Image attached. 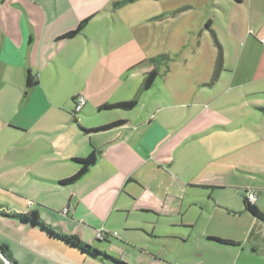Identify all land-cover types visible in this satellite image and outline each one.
Here are the masks:
<instances>
[{
	"label": "crops",
	"instance_id": "0c3cea01",
	"mask_svg": "<svg viewBox=\"0 0 264 264\" xmlns=\"http://www.w3.org/2000/svg\"><path fill=\"white\" fill-rule=\"evenodd\" d=\"M114 1L0 0V158L13 163L9 155L1 157L3 137L35 128L40 139L78 135V142L89 144L82 154L74 144L68 154L56 150L39 159L33 179H21L25 199L39 209L29 204L14 212L36 210L56 231L92 241L100 251L104 243L107 254L127 255L131 264H172L171 249L179 253L195 228L198 264H216L215 258L217 264H264V222L245 207L252 189L253 205L264 213V0H211L215 19H207L204 30L203 19L185 23L192 36L199 33L192 56L183 61L185 70L172 71L177 62L170 61L145 91L139 87L153 65L136 38H124L131 22H123ZM182 4L175 16L185 20L201 5ZM86 18L81 33L59 38ZM207 32L218 51L202 60ZM219 51L222 67L215 76ZM28 73L37 82L30 89ZM79 96L85 98L81 120L119 110H99L102 104L133 97L138 102L120 110L123 115L111 113L87 125L70 113ZM117 120L123 122L106 130L83 129ZM92 149L100 152L88 171L60 184L77 172L74 158ZM20 154L24 160L26 151ZM68 157L71 167H61L60 158ZM210 223L221 228L213 232L205 226ZM100 228L119 233L97 239ZM0 243L15 264H111L38 225L1 215Z\"/></svg>",
	"mask_w": 264,
	"mask_h": 264
},
{
	"label": "rangeland",
	"instance_id": "374dc122",
	"mask_svg": "<svg viewBox=\"0 0 264 264\" xmlns=\"http://www.w3.org/2000/svg\"><path fill=\"white\" fill-rule=\"evenodd\" d=\"M192 1L193 0H188L189 3ZM181 2L183 3V0H136L132 3L122 5V10H120V12L122 11L123 22L125 24L128 22V25L131 22L129 26H126L128 31L125 33L124 38H136V40L142 47L143 53L146 55L145 58H149L158 53L168 54L172 58L171 63H173L174 61L177 62L176 66L174 65V67H172V71L185 70L183 61L185 58H190L192 56V49L196 45V41L198 39L199 33H195L192 36V34L186 31L185 23H192L196 25L197 21L201 22L203 19L204 23L202 25V29L204 30V27L207 24V19H215V14H213L212 12L211 0H198V2L201 3L200 7L196 10V12L194 10H191L190 15L186 20L181 17H176L175 11L177 9H180L183 5ZM133 21L134 23H137L133 25ZM212 41L213 40L210 32L203 34L199 53L202 60L211 55V53H213V49H215V52L218 51V48L216 46L215 48H213L214 46L211 43ZM141 85L142 83L139 87L140 90ZM73 109L70 111L71 115L75 116L77 114L76 119L87 125L102 122L106 117L110 116L111 113L115 115L120 113V115H123L120 112V110L122 109H119L109 112H101L100 114L96 115L92 114L89 118L81 120L80 118L82 117V114L78 113V111L75 115H73ZM136 111H138V108ZM104 125L106 124L94 127L92 126L90 128H96ZM83 129L86 130L89 128L83 127ZM35 130L36 128L30 129L24 134H13V132L11 133V136H9V134L8 136L1 139L4 144L1 148V157L9 155L11 156L13 163L11 164L10 162H3L2 158H0V205H3L5 209L12 212H14L15 207L28 208V205L32 204L31 201L25 199L26 183L24 181H21V179L29 181L33 179V176H35V174L39 172V167L41 166L39 159L46 158L48 154H52V152L56 150H59L62 154H68L72 152V150H74V144L77 145L76 152L82 154L83 148L86 147V145H89L86 141H84L83 143L78 142V139L83 137L78 135H76L73 139H40L36 137ZM87 136L89 137L91 135ZM57 144H60L59 149H55V146ZM20 151H22V153L26 151L27 153L26 158L21 161L19 160L21 155ZM60 159L63 161L60 162L61 167H71V160L69 157L66 160H63V158ZM42 163L44 164V161H42ZM15 179L17 180V182H13V180ZM45 183L47 184L48 182ZM29 184L30 183H28L27 186H29ZM32 205L33 207L37 208L36 204ZM41 216L42 215L39 212L38 217L40 221H42ZM205 226H208L209 230H212L213 232H217V228H221L215 223H210ZM194 231H196V228ZM194 231H192V236L190 238V241H188V244H186V246L182 250H180L179 253L175 252L174 247L171 249L170 261L172 262V264H198L199 262H201L202 258L200 255H198V252L195 249L194 245V238L196 237V232ZM116 232L119 233V231ZM209 238L213 239L216 242H220L218 241V239L229 240L213 235H210ZM20 239L22 241L30 240L27 243H29L31 246L37 245V242L32 238L20 236ZM92 243L93 242L91 241V243L88 244ZM0 245L4 244L0 243ZM40 245L44 246L42 243ZM101 248L105 251L106 249L108 250L107 245H105L104 243L101 244ZM48 249L52 250L50 248ZM53 253L56 254V251H54ZM109 254L117 258L122 257L121 260H123L127 264L132 263V261L129 259L130 257L127 255L120 256L116 252H109ZM206 258L209 263H212V255L206 254ZM215 260L217 264L218 260L216 258Z\"/></svg>",
	"mask_w": 264,
	"mask_h": 264
},
{
	"label": "trees",
	"instance_id": "16d2710c",
	"mask_svg": "<svg viewBox=\"0 0 264 264\" xmlns=\"http://www.w3.org/2000/svg\"><path fill=\"white\" fill-rule=\"evenodd\" d=\"M134 1H136V0H116L113 2V7H115V8L121 7L122 5L132 3ZM88 20H89V18L82 20L74 30H71V31L64 33L59 38H72L75 35L81 33ZM207 24H208V22H207ZM171 60H172V58L166 53H158V54L151 56L147 59V61L153 65V68L144 74V79H143V82L141 85V91H145L153 85L155 79L160 74V67L161 66L167 67L168 63ZM221 67H222V55H221V52L219 51L218 56H217V60H216L215 69H214V75L215 76L221 70ZM36 84H37V82L34 81L31 77V74L28 73V76H27V87H28V89L32 88ZM137 102H138L137 99H132L129 101L106 103V104H102L101 106H99L98 109L99 110H102V109L106 110V109L118 108V109H122V110H131L137 105ZM262 109H264V108H262ZM122 122H123L122 120H117V121L108 123L104 126L86 129L85 131L92 132V131L106 130V129L112 128L114 126H117L118 124H121ZM99 152H100L99 149H92L91 152L87 156L80 157V158H74V161H76L79 165L77 172H75L70 177H67V178L60 180L59 183L62 185L70 184V183L75 182L79 178H81L88 171V169L96 162ZM245 207L247 210H249L251 212V214L253 216L259 218L260 220H262L264 222V213L259 211L254 205L247 203L246 197H245ZM0 215L3 217L15 219V220H18V221H21L24 223H31L34 225H38L43 230L50 233L52 236H55V237L63 240L67 244L76 247L77 249L83 251L84 253L91 256L92 258H100L103 260H107L111 264H127L126 262L107 254L105 251H100V250L96 249L95 247L81 241L78 237H76L74 235H70V234L60 232V231H56L53 227L46 225L43 221L39 220V217H38L36 210H32L30 212H25V213H23V212H12V211L5 209L4 206L0 205ZM218 241H220L221 243H225V244H234L230 240L218 239ZM0 251L9 262L15 264V261L13 260L11 252L9 251V249L6 245H0ZM0 264H3L1 260H0Z\"/></svg>",
	"mask_w": 264,
	"mask_h": 264
},
{
	"label": "built area",
	"instance_id": "2783aa9c",
	"mask_svg": "<svg viewBox=\"0 0 264 264\" xmlns=\"http://www.w3.org/2000/svg\"><path fill=\"white\" fill-rule=\"evenodd\" d=\"M85 104V98L82 97V96H79L77 98H75V101H74V109H73V115H75L78 111H80L82 109V107L84 106ZM245 197H246V201L247 203L249 204H254L256 199H257V193L255 190H248L246 191V194H245ZM67 211V207H65L63 209V213H65ZM107 234H110L111 236H117V232H107L106 230L100 228L97 230L96 232V237L97 239H104L106 237Z\"/></svg>",
	"mask_w": 264,
	"mask_h": 264
},
{
	"label": "water",
	"instance_id": "95a60500",
	"mask_svg": "<svg viewBox=\"0 0 264 264\" xmlns=\"http://www.w3.org/2000/svg\"><path fill=\"white\" fill-rule=\"evenodd\" d=\"M0 258L6 263L10 264L9 261L5 258V256L0 252Z\"/></svg>",
	"mask_w": 264,
	"mask_h": 264
}]
</instances>
